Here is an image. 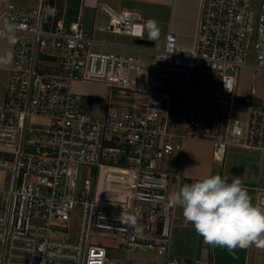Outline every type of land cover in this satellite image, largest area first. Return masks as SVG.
<instances>
[{
  "label": "built area",
  "instance_id": "1",
  "mask_svg": "<svg viewBox=\"0 0 264 264\" xmlns=\"http://www.w3.org/2000/svg\"><path fill=\"white\" fill-rule=\"evenodd\" d=\"M50 10V0H0V27L17 25L0 93V264H133L92 242L106 231L125 251L189 264L169 251L174 207L162 162L185 138L210 140L220 163L230 146L264 152V0H200L190 48L169 30L163 43L138 42L136 55L94 47L80 19L47 25ZM140 20L112 11L104 28L141 37ZM245 66L262 73L249 92L259 101L233 117ZM77 81L107 86L102 115H90ZM175 95L186 100L182 128L170 114ZM86 164H97V177L78 188ZM103 167L121 181L102 177ZM123 210L140 214V235L121 224Z\"/></svg>",
  "mask_w": 264,
  "mask_h": 264
},
{
  "label": "crops",
  "instance_id": "2",
  "mask_svg": "<svg viewBox=\"0 0 264 264\" xmlns=\"http://www.w3.org/2000/svg\"><path fill=\"white\" fill-rule=\"evenodd\" d=\"M9 2L15 6L33 7L39 5L40 0H32L31 3L26 4H20L15 0H9ZM199 2L200 0H50V5L54 7V10L48 12L46 24L49 25L61 19L68 25L71 21L80 19L89 35L95 40L94 47L104 48L111 52H125L136 55L139 52L137 39L143 38L153 41L149 39V33L154 32L151 26L155 23H162L166 25V30L161 35L162 39L169 30L174 31L179 37L180 46L188 49L193 42L196 30ZM112 11H132L136 16H140V21L143 23L142 36L124 32H114L117 34L108 35L104 26L108 22ZM131 37L136 40L131 41ZM251 74H253L252 68H243L239 87L238 99L249 100L246 102L247 104L259 101L258 97L249 93L252 87L251 84L247 90L242 88L243 78L247 75L250 78L249 81H251ZM73 89L86 94L88 97L103 101L107 93V86L101 82L77 81L73 83ZM3 91L4 89L0 90L2 93L1 99L3 98ZM249 96L251 97L247 99ZM170 114L172 115L171 110ZM184 117L185 111L182 120L175 117L178 120L179 128H182ZM233 147L230 146L227 155L229 151L233 153V150H235ZM243 149L246 150L236 152L243 157L241 162L233 164L232 167L240 169H236L234 175L241 179L252 198L253 205H256L258 192L264 190V174L262 173L263 170L260 169V164L264 161V152L258 149ZM225 161L222 163L223 165H225ZM216 162L213 157V143L210 140L183 139V147L175 150L162 162V168L168 172L170 178L169 195L178 191L184 184H190L208 175L217 174ZM224 175L223 171L222 176ZM231 180L232 178H229V182ZM193 237L203 239L196 233L192 224L185 221L182 210L174 208L170 253L190 259L189 264H218L219 262L215 261V256L211 250L208 254H205L204 259H195L191 256L193 255ZM132 255L135 256L133 264H166L167 260V256L151 252L139 251L138 253H132ZM223 263L227 264V262ZM235 264H264V250L257 249L254 245L243 249L242 257Z\"/></svg>",
  "mask_w": 264,
  "mask_h": 264
},
{
  "label": "clouds",
  "instance_id": "3",
  "mask_svg": "<svg viewBox=\"0 0 264 264\" xmlns=\"http://www.w3.org/2000/svg\"><path fill=\"white\" fill-rule=\"evenodd\" d=\"M154 23V22H153ZM17 25L6 22L0 27V38L9 45L17 43ZM158 32H150L149 39L158 38ZM14 53L6 51L0 55V67L11 65ZM169 207L179 208L186 222L192 224L204 242L213 246L247 249L255 246L264 250V206L253 205L248 190L239 177L232 178L220 174L208 175L168 196ZM139 213L118 217L124 226L138 227Z\"/></svg>",
  "mask_w": 264,
  "mask_h": 264
},
{
  "label": "rangeland",
  "instance_id": "4",
  "mask_svg": "<svg viewBox=\"0 0 264 264\" xmlns=\"http://www.w3.org/2000/svg\"><path fill=\"white\" fill-rule=\"evenodd\" d=\"M15 1L20 2V4H26V3H31L32 0H15ZM255 2L258 3L259 0H255ZM151 27H153L154 32H158V34H159L158 38L152 39V40L155 42L161 41V43H163L164 39H162L161 35L164 32V30H166V25L162 24V23H155V24H152ZM106 33L108 35H116L117 34V33H114L113 31L108 30V29L106 30ZM135 40L136 39L134 37H131V41L134 42ZM12 48H13V46L9 45V43L6 39L0 38V55L5 53L6 51H12ZM9 67H10V65H8L7 67H0V90L4 89L5 82H6V79L8 76ZM245 67H250V66H245ZM242 73H243V70H242ZM243 76H244V74H243ZM250 76H251V81H249L250 78H248L247 75L245 76V78H243V86H242L243 90H247L250 84H251V86H252V84L255 86H257V85L260 86V83L262 80V73L260 71L253 70V74H251ZM250 97L251 96H249L247 99H249ZM247 101H249V100L241 99V98L238 99V104L233 109V113H232L233 117L245 116V114L247 112V108H248V104L246 103ZM185 105H186V100L183 96L175 95L173 97V99L171 101L170 110H171L172 115L175 116L178 120H182V117H183V114L185 111ZM87 106L89 108H91V112H89V113L92 117L102 115L105 111V108H106L105 102L103 100H99V99H96L93 97H88V105ZM233 148L235 150H233V153H232V151H229L227 158H226V161H225V165H223L222 163H220L218 161L216 162L215 166H216L217 174L222 175V172L224 171L225 175L228 176V178L236 177L234 175L235 171L240 170V169L236 168L237 169L236 170L232 166H233V164H236L237 162H241V159L243 158V157H241V154L239 155L236 152L246 150V149H243L242 147H238V146L237 147L234 146ZM228 150H230V147L228 148ZM259 160H260V157H259ZM260 167H261L260 169L263 170L262 173L264 174V161L260 164ZM112 170L119 171V170L112 169V168L109 170V169H106L105 167H103L101 169V176L104 177L105 179L108 178V179L114 180L116 178V180L120 182L122 178L117 177L114 174V172L112 173ZM97 172H98L97 164L81 165L79 178L77 181V187L79 188V187L83 186L86 178H90L92 180V182H95V179L97 177ZM263 179H264V175H263ZM123 180H124V178H123ZM243 180H245V179H243ZM103 181L104 180L102 179L101 182H103ZM130 186H131L130 184L127 185V187H130ZM106 211L107 212H113L114 210L107 208ZM75 227H76V222L74 221L72 226H71V230H70V234L72 236L75 235V231H74ZM92 242L97 243V244H101V245H105L109 248L110 254L115 255L117 257L127 256V258L130 259L132 262H134V259H135V256L132 255V253H135V252L138 253L139 252L138 250L125 251L124 249L121 248V242L122 241L120 239H118L117 237H115L113 234H111V233L108 234L107 231H106L105 235L94 236L92 238ZM192 247H193V255H191V256H193V258L204 259L205 254L206 253L208 254L209 250H211L212 254H214V256H215V261L219 262L218 264H226L223 262H227V264H235L242 257V253H243V249H240V248H236L232 252H229L227 248L206 244L203 239H199L198 237H193ZM141 252H148V251H141ZM151 253H153V252H151ZM189 263H190V261H189Z\"/></svg>",
  "mask_w": 264,
  "mask_h": 264
},
{
  "label": "water",
  "instance_id": "5",
  "mask_svg": "<svg viewBox=\"0 0 264 264\" xmlns=\"http://www.w3.org/2000/svg\"><path fill=\"white\" fill-rule=\"evenodd\" d=\"M137 41L139 42V43H151L152 41H150V40H146V39H143V38H139V39H137Z\"/></svg>",
  "mask_w": 264,
  "mask_h": 264
}]
</instances>
